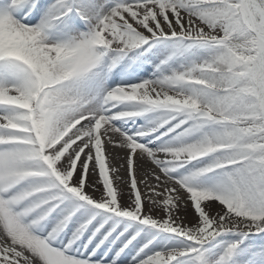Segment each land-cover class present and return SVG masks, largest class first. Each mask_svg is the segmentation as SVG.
I'll list each match as a JSON object with an SVG mask.
<instances>
[{
	"label": "bare ground",
	"instance_id": "bare-ground-1",
	"mask_svg": "<svg viewBox=\"0 0 264 264\" xmlns=\"http://www.w3.org/2000/svg\"><path fill=\"white\" fill-rule=\"evenodd\" d=\"M239 7L0 0V264H264Z\"/></svg>",
	"mask_w": 264,
	"mask_h": 264
},
{
	"label": "rangeland",
	"instance_id": "rangeland-1",
	"mask_svg": "<svg viewBox=\"0 0 264 264\" xmlns=\"http://www.w3.org/2000/svg\"><path fill=\"white\" fill-rule=\"evenodd\" d=\"M236 1L240 3L238 14L242 19V29L251 34L260 45L256 46V53L260 51V54L252 56L243 69L249 85L252 86L250 98L256 105L258 123L262 127L260 136L264 141V0ZM257 26L262 28H256Z\"/></svg>",
	"mask_w": 264,
	"mask_h": 264
}]
</instances>
